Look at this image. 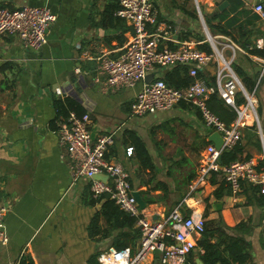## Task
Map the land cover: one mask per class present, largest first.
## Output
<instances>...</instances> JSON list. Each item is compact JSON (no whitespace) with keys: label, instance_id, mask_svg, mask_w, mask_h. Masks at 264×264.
<instances>
[{"label":"crops","instance_id":"crops-1","mask_svg":"<svg viewBox=\"0 0 264 264\" xmlns=\"http://www.w3.org/2000/svg\"><path fill=\"white\" fill-rule=\"evenodd\" d=\"M220 1L215 2L217 7L223 0ZM3 2H12L16 7L47 5L58 18L50 28L48 42L39 50L24 46L14 34H0V202L8 206L5 227L9 236L7 243L0 242V264H20L25 257L33 264H91L90 259L95 255L103 264L100 254L117 248L116 237L125 230L131 231V227L115 226L119 218L108 217L107 198L96 199L92 195L89 177H72L67 147L61 144L59 132L68 117L59 114L54 105V100L68 97L90 114L94 136L113 133L115 142L108 157L123 164L133 189L145 201L143 210L148 217L163 219L182 205L186 214L193 209L202 210L206 220H215L217 226H234L252 219L253 227L244 233L251 244L249 264H264V206L248 202L249 183L245 182L243 191L233 195L223 175L212 172L207 182L191 191L190 183L198 173L200 159L213 132L205 125L200 111L180 103L167 111L135 115L132 103L140 84L114 88L102 82L104 74L96 70V57L102 52L118 55L132 34V27L125 19L122 23L103 19L101 13L108 0ZM258 2L264 4V0H243V7L255 12L253 8ZM154 6L161 24L167 22L176 27L177 40L187 39L181 37L186 30L200 33L188 15L177 10L182 15L172 18V13L160 3L155 1ZM198 9V17L205 18L202 8ZM214 9L210 5L204 11ZM239 19L246 28L254 29L255 34L261 31L255 43L261 40L259 46L263 47L264 21L250 25L245 13ZM206 27H209L207 22ZM172 43L171 46H176ZM247 54L246 50L239 51L234 62L248 74L261 75L264 69L258 58L263 56L248 54L252 58L249 60ZM201 69L214 77V66ZM259 97L263 129L264 87L260 88ZM127 130L135 131L144 140L153 156L155 170L140 164L135 149L128 153L132 137ZM242 134L243 158L239 159L253 157L260 168L264 146L259 125L250 120ZM190 172L195 173L194 178L184 182ZM136 228L140 229L137 217L133 226ZM140 237L141 230L134 240L131 234L121 240L136 251ZM195 237L198 240L200 235ZM202 251L197 246L192 252L196 264H200L199 259L203 264ZM143 264H162L160 253L150 254Z\"/></svg>","mask_w":264,"mask_h":264},{"label":"built area","instance_id":"built-area-1","mask_svg":"<svg viewBox=\"0 0 264 264\" xmlns=\"http://www.w3.org/2000/svg\"><path fill=\"white\" fill-rule=\"evenodd\" d=\"M253 9L264 19L262 2L256 3ZM116 14L129 22L132 34L118 55L102 52L96 57V70L104 74L102 82L114 88H133L140 84L132 103V113L135 115L167 111L182 102L189 103L200 111L205 125L222 136L221 149L213 141L207 143L198 173L190 183L191 191L198 189L208 181L212 172H216L223 175L233 195L243 191L245 182L258 185L264 194V151L262 169L253 157L228 163L220 160L222 151L233 148L241 141L242 129L250 120L259 125L264 146L255 91H248L233 69L237 53L246 49L227 35H213L207 27L204 40H177L176 27L159 22L153 0H120ZM57 18V13L47 5L23 4L9 8L3 6L0 0V34H14L24 46L32 50H39L48 42L50 28ZM170 42L176 43V46H171ZM204 42L210 44L211 51L198 47ZM257 45L262 46L261 40ZM258 61L264 69V57L258 58ZM176 65L189 66V74L194 80L188 86L174 87L163 79L165 71ZM207 66L215 67L212 84L198 76L199 70ZM151 73L153 77L146 81ZM213 93H218L226 104L236 110L237 115L231 123H226L209 107L208 99ZM240 93L245 101L237 105ZM90 123L88 112L77 115L73 111L59 128L60 142L67 147L71 161L72 177H89L93 195L98 197L109 193L120 208L137 217L141 230L136 251L133 252L130 247H113L100 254L101 262L143 264L150 254L159 252L162 264H187L189 254L197 247L195 235L201 236L206 226L203 211L193 209L186 214L181 209L182 205H178L163 219L148 217L133 194L134 189L125 167L108 157L110 147L115 142L113 133L94 136ZM128 153H133L132 147L128 148ZM97 175H107V180L97 178ZM7 211L8 206L0 202L1 243L9 240L5 227Z\"/></svg>","mask_w":264,"mask_h":264},{"label":"trees","instance_id":"trees-1","mask_svg":"<svg viewBox=\"0 0 264 264\" xmlns=\"http://www.w3.org/2000/svg\"><path fill=\"white\" fill-rule=\"evenodd\" d=\"M228 1L229 5L223 10H219L217 7L212 12H205L201 7L203 14H205V19L211 33L224 34L229 37L231 36L230 38L233 41L237 42L242 48L246 49L248 54H257L264 57V46L260 47L257 45V43H255V37H257V35L259 36V34L261 35V31L255 34L254 29L246 28L245 23L241 19H239V15L241 13H245L247 17L246 22H249L250 25L257 24L256 21H264V19H262L258 13L251 12L250 9L246 8L245 6L243 7V0ZM220 2H218L217 4H219ZM2 5L9 8L16 7L12 2H3ZM177 6L178 10L183 14L188 15L193 19L198 17L195 7L188 6V0H184L183 2L177 4ZM119 7L120 0H108L105 8L101 13L103 19L110 23H122L124 18L116 14V11L119 9ZM159 18L161 17L159 16ZM104 25H106V23ZM182 34V38L188 39L189 37H195L198 40L205 39V36L199 32L193 33L192 31L186 30L182 32ZM170 45L174 44L171 42ZM198 47L209 51L212 50L208 42L200 43ZM248 54L246 55L248 59H252ZM233 67L236 73L241 78V81L243 82L245 88L248 91L254 90L255 94L259 96L260 88L264 87V73L262 74V76L259 75L260 73H256L254 75L248 74L244 70V68H242L237 62H233ZM198 76L206 78V81L210 84H212L215 80L214 77H209L204 71H202V69L199 70ZM163 79L171 86L186 87L194 80V77L189 74V66L176 65L165 71ZM244 101L245 97L242 95V93H240L236 101L237 105ZM182 103L188 107H194L189 103ZM54 105L59 114H64L67 117H69L70 115V110H74V112L76 111L75 113L77 115H82L86 112L77 101L69 97L64 100L60 98L54 100ZM208 105L226 123H231V121H233L237 115L234 107L226 104L218 93H213L210 96V98L208 99ZM258 113L260 116L263 113L262 104H260L258 107ZM262 125L264 131V120H262ZM126 133H129L132 137L131 146L133 147V149H135L140 164L144 168L146 167L151 170H155L156 165L153 156L150 154L144 140L138 134H136L135 131L127 130ZM240 143L241 142L237 143L231 149H225L224 151H222L220 159L222 163H228L235 159L243 158V148ZM262 167L263 166H261L260 169H262ZM194 176L195 173L190 172L184 182H191ZM166 186L167 185L165 182L164 187L166 188ZM246 190H248L247 198L249 203L257 202L260 206H264V194L260 192V187L258 185L249 183ZM106 195H108V197ZM102 196L103 198H107L105 209L107 210L108 217H113L114 219L119 218L117 221H115V226L131 227V231L125 230V232H121V234L116 237V249L129 247L127 246L128 242L124 241L123 239L121 240V238L124 235L131 234L133 237L132 240H134L136 236L139 235L140 229H133V226L136 224V217L121 209L120 206L114 201V199L110 197L109 193H104L98 197H94L96 199H101ZM147 200L150 201L151 199L147 198ZM249 227H253L252 219L242 221L234 226H229L226 224L224 226H217L215 220H206L205 229L202 232L200 238L197 240V246L202 248L203 250L200 253L203 264H249L252 258L251 244L244 236L245 231ZM90 261L91 264H101L96 255L92 257ZM20 264H33V262L30 258L25 257L21 260ZM187 264H196L194 255L192 253L189 254Z\"/></svg>","mask_w":264,"mask_h":264},{"label":"rangeland","instance_id":"rangeland-1","mask_svg":"<svg viewBox=\"0 0 264 264\" xmlns=\"http://www.w3.org/2000/svg\"><path fill=\"white\" fill-rule=\"evenodd\" d=\"M155 1L158 2V3H160V5L163 6L164 8H166V10H167L168 13H172V15H170L172 18H175V16H178L177 14H179V16L182 15L179 12H177V10H178L177 4L183 2L184 0H153V3ZM216 1H219V0H198L200 9H201V7L203 9H206L210 5L213 6L214 8H216L217 7V5L215 4ZM188 6L189 7H195V9H197L196 0H188ZM204 19L205 18H204V15H203L202 19L199 18V17L196 18V19H192V23L194 25V29L196 31H200V33L203 34V35H205V38H206L205 29H204V22H203ZM208 29H209V27H208ZM209 31H210V29H209ZM213 35H218V34H213ZM256 97H257V100H258L257 107H259V105L262 102H261L260 97L258 95H256ZM149 116L150 115L146 116V118H148Z\"/></svg>","mask_w":264,"mask_h":264},{"label":"water","instance_id":"water-1","mask_svg":"<svg viewBox=\"0 0 264 264\" xmlns=\"http://www.w3.org/2000/svg\"><path fill=\"white\" fill-rule=\"evenodd\" d=\"M196 3H197V1H196ZM228 4H229V1H228V0H223V1L218 5V8H219L220 10H223V9H225V8L228 6ZM197 7L199 8L198 4H197ZM198 8H197V10H198V12H199V9H198ZM200 13H201V11H200ZM201 14H202V13H201ZM205 23H206V22H205V20H204V24H205ZM207 28H208V27H207ZM152 77H153V74H152V73L149 74V75L146 77V81H150ZM209 139H210V141H213V142L215 143V145H216V147H217L218 149H221V148H222V146H223V139H222L221 134H220L218 131H214V132H212V134L210 135ZM97 178H101V179H105V180H107V175H97ZM133 194H134V196L136 197L137 201L139 202L140 206H141L142 208L145 207V201H144V199L142 198L140 192L137 191V190H134V191H133ZM219 206H220V205H219ZM198 262L201 264L200 259L198 260Z\"/></svg>","mask_w":264,"mask_h":264}]
</instances>
